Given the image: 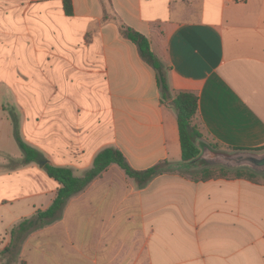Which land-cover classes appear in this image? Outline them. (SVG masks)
<instances>
[{
  "label": "crops",
  "instance_id": "obj_1",
  "mask_svg": "<svg viewBox=\"0 0 264 264\" xmlns=\"http://www.w3.org/2000/svg\"><path fill=\"white\" fill-rule=\"evenodd\" d=\"M68 1L71 15L65 0H0V142L16 140L14 108L23 141L78 177L107 148L137 171L185 166L177 113L127 26L148 38L174 92L198 95L202 149L264 148V0ZM23 157L19 145H0V252L59 187L37 163L15 164ZM19 258L264 264V182L168 172L138 188L113 165L29 233Z\"/></svg>",
  "mask_w": 264,
  "mask_h": 264
},
{
  "label": "trees",
  "instance_id": "obj_2",
  "mask_svg": "<svg viewBox=\"0 0 264 264\" xmlns=\"http://www.w3.org/2000/svg\"><path fill=\"white\" fill-rule=\"evenodd\" d=\"M64 4L66 13L71 15L72 6L70 1L65 0ZM121 31L127 39L136 44L144 61L155 69L161 93V102L163 104L169 103L177 113L182 161L186 167H190L192 164L202 159V155L205 151V148L202 149L198 145V142L204 136L201 128L196 123L199 104L198 95L191 91L174 92L170 88L168 82L169 69L165 67L153 53L148 38L127 26H122ZM12 119L14 122L16 140L24 154L23 159L15 163L17 165L20 164L26 166L32 163L41 164V162L44 161L46 164L41 167L45 170L49 178L59 184L56 196L47 209L38 210L33 217L23 220L11 231V244L13 246L16 245L15 243L21 242L23 238L32 231L60 219L67 203L75 196L86 191L96 179L103 176V174L113 165L119 166L129 178L134 180L138 188H144L157 176L168 173L169 168L171 167L168 162H163L148 170L137 171L130 166L126 157L119 149L107 148L97 155L93 167L82 177H78L71 168L51 165L47 162V159L41 152L26 144L19 133L17 117L13 116ZM207 148L222 150L218 145H211V147ZM225 151L231 153L242 151L260 153L264 152V148L255 150L231 149ZM217 168V170H213L208 167L203 170L201 178L197 177L193 179L196 181H207L211 179L228 178L246 179L258 182L257 178L264 175V172H257L248 167L232 169L218 166ZM8 251H10V248L6 247L1 253L5 254Z\"/></svg>",
  "mask_w": 264,
  "mask_h": 264
},
{
  "label": "rangeland",
  "instance_id": "obj_3",
  "mask_svg": "<svg viewBox=\"0 0 264 264\" xmlns=\"http://www.w3.org/2000/svg\"><path fill=\"white\" fill-rule=\"evenodd\" d=\"M41 107V111H45L46 106L45 105H40ZM8 111H10L11 116H15V111L14 108H9ZM2 129L0 128V131ZM3 133V131H2ZM5 145L8 146V149H10L13 145V147L17 146V141L14 139L13 143H8L6 140V137H3L0 145ZM214 150V149H212ZM12 151V150H11ZM215 152H219V153H226L228 155H233L235 153H231V152H227V151H223V150H214ZM260 153H264V152H260ZM16 164V163H15ZM14 165V164H13ZM12 165V166H13ZM45 165V164H44ZM42 164H38L37 168L41 169ZM210 167L213 170H217L218 166L216 165H212L211 163H209L205 158L195 162L194 164H192L190 167H186V166H182L181 168H174V167H170L169 168V172H180L188 177L191 178H201L202 177V172L203 170H205L206 168ZM43 169V168H42ZM257 181L259 182H264V175L263 176H259L257 178ZM40 184H42V181L39 182ZM26 238V236L23 238V240L19 243H15L16 245L13 246L12 244L9 246L10 251L6 252L5 254H2L0 252V262H2L1 264H14L15 262L19 261L18 258L20 257V252H21V245L24 241V239ZM20 259V258H19Z\"/></svg>",
  "mask_w": 264,
  "mask_h": 264
},
{
  "label": "water",
  "instance_id": "obj_4",
  "mask_svg": "<svg viewBox=\"0 0 264 264\" xmlns=\"http://www.w3.org/2000/svg\"><path fill=\"white\" fill-rule=\"evenodd\" d=\"M202 158L216 166L226 168H243L248 167L257 172H264V153L254 152H237L233 155L215 152L211 148H205ZM42 165L46 162H41Z\"/></svg>",
  "mask_w": 264,
  "mask_h": 264
}]
</instances>
